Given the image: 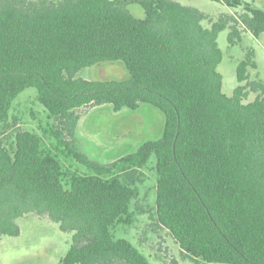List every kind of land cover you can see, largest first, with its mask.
Returning a JSON list of instances; mask_svg holds the SVG:
<instances>
[{"label":"trees","instance_id":"trees-1","mask_svg":"<svg viewBox=\"0 0 264 264\" xmlns=\"http://www.w3.org/2000/svg\"><path fill=\"white\" fill-rule=\"evenodd\" d=\"M211 1L243 11L205 26L206 13L176 0H0V122L34 87L59 146L87 168L66 171L33 131L16 130L11 143L0 136V239L18 235L17 218L34 213L72 233L60 264H150L113 228L133 223L137 173L154 156L156 221L183 256L195 264H264V86L244 101L248 69L256 67L250 53L237 63L231 96L217 70L218 33L229 27L231 44L241 40L237 25L260 35L264 9ZM133 3L144 17L130 12ZM105 63L127 75L77 76ZM103 104L154 106L161 135L109 163L90 159L70 146L77 109Z\"/></svg>","mask_w":264,"mask_h":264},{"label":"rangeland","instance_id":"rangeland-1","mask_svg":"<svg viewBox=\"0 0 264 264\" xmlns=\"http://www.w3.org/2000/svg\"><path fill=\"white\" fill-rule=\"evenodd\" d=\"M176 1L206 13L208 19L204 22L205 26H210L212 21L222 15L238 16L243 11L242 7H229L220 1ZM245 1L264 9V0ZM128 9L135 17H144L140 5L133 3ZM237 28L241 40L235 44L228 41L229 27L218 33L217 43L223 57L217 70L222 75V91L231 96L238 85L237 63L250 53L256 63L255 68L248 69L250 84L246 87L244 101L250 102L262 93L258 83L264 86V32L254 36L242 25H237ZM126 75V70L119 63L88 66L77 73V76L86 79H119ZM77 112L80 117L76 136L70 146L101 163H109L120 155L134 151L145 140L158 138L163 129L162 113L150 104H142L137 110L122 108L118 111H114L109 104L85 105L78 108ZM54 123L37 100L36 89L28 87L13 100L5 124L0 122V136L11 143L16 130L33 131L40 137L42 147L58 156L66 171L87 172L85 165L68 155L63 146H59L51 132V129H55ZM154 166V156H151L137 173L141 181L138 183L139 193L130 205L134 212L133 223L118 224L113 228V233L116 237L128 239L147 257L150 264H195L180 253L170 232L156 221L154 205L157 175ZM16 221L20 233L16 236L3 235L0 239V264H60V259L71 245V232L61 231L57 222L34 213L19 217Z\"/></svg>","mask_w":264,"mask_h":264}]
</instances>
